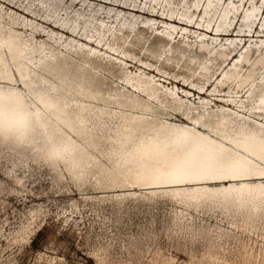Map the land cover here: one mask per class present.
Returning a JSON list of instances; mask_svg holds the SVG:
<instances>
[{"label":"bare ground","instance_id":"1","mask_svg":"<svg viewBox=\"0 0 264 264\" xmlns=\"http://www.w3.org/2000/svg\"><path fill=\"white\" fill-rule=\"evenodd\" d=\"M24 1L21 12L0 1V146L56 180L63 164L95 189L146 188L117 203L169 199L164 235L177 245H201L218 264H264V0H89L73 14L63 0ZM237 16L235 37H222ZM148 59L161 76L145 71ZM168 67L199 89V105L164 83ZM209 85L226 92L219 107L202 97ZM192 208L223 216L195 224ZM31 232L12 231L0 251L20 250ZM61 261L40 253L34 264Z\"/></svg>","mask_w":264,"mask_h":264},{"label":"rangeland","instance_id":"2","mask_svg":"<svg viewBox=\"0 0 264 264\" xmlns=\"http://www.w3.org/2000/svg\"><path fill=\"white\" fill-rule=\"evenodd\" d=\"M0 1L5 7L14 6L13 9H18V12H21L25 4L24 0H14L17 3L12 4L9 0ZM91 1H94L95 6H98V3H102L106 8L111 5L99 0ZM71 2L72 0L61 1L64 7L68 4L71 14L90 6L89 0L83 5ZM32 7L38 8L35 4ZM103 9L105 8L99 12L105 15ZM239 15L241 16V12ZM240 16L236 17L231 29L222 37H235L236 29H240L242 21ZM36 18V21L49 25V22L39 16ZM234 27L236 29L233 30ZM35 35L37 40L46 38L39 31H35ZM247 38L248 36H243L241 44H247ZM129 60L130 67L135 70L139 62L130 58ZM151 60L154 62L147 60L151 63V70L149 67L144 69L155 74V67L159 66V62ZM167 69L170 73L168 77L165 76L167 81L164 83L169 86L177 85L176 90L180 95L184 94L183 88L195 92L191 97L195 104L199 105L202 99L197 97L199 89L192 86L190 79L185 81L177 68ZM212 88L213 85H209V92L204 89L201 94L216 108L225 103L220 97L227 95L224 91L222 94H211ZM179 116L180 113L176 118L181 119ZM91 151L97 153L93 148ZM61 168L63 176L56 180L44 166L35 164L30 159L21 161L12 155L10 149L0 146V246L5 244L6 236L12 231L24 225L32 229L29 239L23 243L20 250L14 251L16 247H7L0 251V264H9V257L13 258L11 264H34L40 253L62 258V261L56 264H218L216 257L220 256L204 252L201 245L191 244L189 240L177 245L175 240H170L164 235L173 215L174 202L156 197L157 200L151 202L136 204L125 199L123 203L118 204L116 199L120 195L117 193L123 194L132 190L144 192L147 189L137 186L95 189L89 185V182L94 181L93 177L73 182L63 164ZM259 179L263 178H249L255 181ZM221 182L223 181L213 180L209 184L216 185ZM86 186L87 188H82ZM126 195L127 198L131 197ZM189 212L193 215L195 224L203 222L211 225L219 222L218 219L223 216L218 208L205 212L192 208ZM221 223L227 226L225 221ZM151 233L156 234V237L150 250L144 255L136 252L134 245L144 246Z\"/></svg>","mask_w":264,"mask_h":264}]
</instances>
